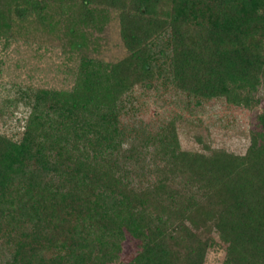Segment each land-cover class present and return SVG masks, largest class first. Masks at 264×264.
<instances>
[{"label": "trees", "instance_id": "trees-1", "mask_svg": "<svg viewBox=\"0 0 264 264\" xmlns=\"http://www.w3.org/2000/svg\"><path fill=\"white\" fill-rule=\"evenodd\" d=\"M110 11L127 54L89 58ZM31 24L77 61L69 88L33 92L19 141L0 134V264H204L213 233L223 264H264V109L242 155L182 150L175 118L119 125L124 99L157 78L251 108L264 0H0L5 45ZM126 239L138 250L121 261Z\"/></svg>", "mask_w": 264, "mask_h": 264}, {"label": "rangeland", "instance_id": "rangeland-1", "mask_svg": "<svg viewBox=\"0 0 264 264\" xmlns=\"http://www.w3.org/2000/svg\"><path fill=\"white\" fill-rule=\"evenodd\" d=\"M62 9L58 10V15ZM109 15V22L102 31L92 34L96 45L90 44L85 52L89 58L115 62L127 54L119 36L116 14L110 11ZM65 16L59 23L62 30L68 18ZM58 28L54 33H58ZM38 29L42 31L40 25L31 24L23 36L14 34L7 45L4 38L0 39V134L14 141L21 138L32 105L30 97L36 89H66L73 83L74 74L70 68L73 69L77 60L66 62L61 51L63 40L53 39V33L47 31H42L40 36ZM255 97V103L248 109L229 105L224 99L197 103L174 89L169 82L157 78L148 88L136 86L124 99L119 125L125 129L141 121L149 124V129L154 132L160 122L175 118L182 150L205 152V145L242 155L249 145V130L255 115L264 109V83ZM139 149L143 157L150 152V149L147 151L140 146ZM212 237L214 243L206 253L204 264H223L225 245L218 240L216 233ZM137 250L136 243L126 239L121 261L131 259ZM3 254L8 256L7 252Z\"/></svg>", "mask_w": 264, "mask_h": 264}]
</instances>
